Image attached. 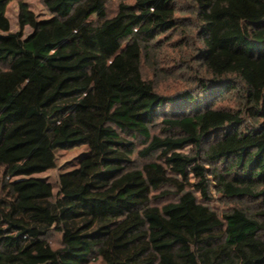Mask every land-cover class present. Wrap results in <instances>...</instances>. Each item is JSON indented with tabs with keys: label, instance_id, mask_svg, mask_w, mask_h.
I'll return each instance as SVG.
<instances>
[{
	"label": "trees",
	"instance_id": "1",
	"mask_svg": "<svg viewBox=\"0 0 264 264\" xmlns=\"http://www.w3.org/2000/svg\"><path fill=\"white\" fill-rule=\"evenodd\" d=\"M112 1H20L11 31L0 0V264H264V0H188L207 76L174 95L142 61L178 0Z\"/></svg>",
	"mask_w": 264,
	"mask_h": 264
},
{
	"label": "rangeland",
	"instance_id": "2",
	"mask_svg": "<svg viewBox=\"0 0 264 264\" xmlns=\"http://www.w3.org/2000/svg\"><path fill=\"white\" fill-rule=\"evenodd\" d=\"M22 1L27 4L29 10L35 14L38 19L50 17L48 11L43 5L42 0H8L6 6V18L9 21L11 31H17V13L18 3ZM114 0L109 4V13L114 9ZM178 16L183 19L181 29L168 32L158 36L156 44H160L153 50V57L143 59L142 74L143 77L151 80L155 86L156 92L162 95H174L176 92L191 86L194 76H207L203 64L198 58V51L201 47L199 34L197 32V19L193 15V9L188 0H178L176 2ZM25 34L30 29H25ZM157 130L155 129L154 132ZM189 149L184 148L181 152L188 153ZM85 151V147H75L68 150H58L56 152V166L54 169L43 173L34 174L33 177L43 178L51 183L56 190V181L60 173L69 171L74 167L75 159ZM133 162L136 167L141 166L144 161L133 156ZM166 199L154 201L163 203ZM211 208L219 215L230 211L233 207L242 206L251 214L257 213L259 208L252 202L227 200L217 195L211 202ZM49 241L53 247L59 246V235L51 232ZM89 264H101L98 260Z\"/></svg>",
	"mask_w": 264,
	"mask_h": 264
}]
</instances>
